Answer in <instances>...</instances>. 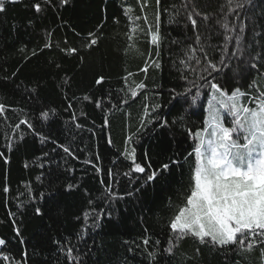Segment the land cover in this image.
<instances>
[{
	"label": "trees",
	"instance_id": "16d2710c",
	"mask_svg": "<svg viewBox=\"0 0 264 264\" xmlns=\"http://www.w3.org/2000/svg\"><path fill=\"white\" fill-rule=\"evenodd\" d=\"M236 2L233 0V7ZM239 2L245 6L235 12L228 7V0H161L159 8L156 0H147L148 7L143 10L140 0L5 3L6 11L0 13V103L6 106L5 113L0 114V152L8 163L0 158V238L6 241L0 251L14 258L12 264H68L69 246L82 264H226L220 250L190 237L176 242L172 255L165 251L172 239L169 217L188 192L193 158L189 157L188 163L182 160L179 166L171 164V160L191 150L193 141L188 130L194 132L203 127L210 93L206 86L201 88L200 97L193 103L192 96L197 92L193 87L187 96L177 98L178 104L170 100L172 89L184 92L189 82L196 79L188 72L186 82L182 78L185 69L179 63L194 40L186 19L193 5L209 17L206 22L198 19V30L202 41L213 46L210 55L217 60L219 52L215 50L223 45L224 35L217 20L223 21L227 15L230 26L235 24L238 29L245 25L242 52L231 57L218 82L226 83L229 89L235 85L248 91L244 86L255 79L264 88V68L258 75L251 67L257 62V54L259 63L264 64V0ZM37 3L41 5L39 12L34 8ZM157 11L161 37L158 49L151 44L149 28L157 27ZM138 15L139 21L135 20ZM145 15L147 21L143 19ZM131 28L138 31L132 46L126 47ZM91 31L101 36L97 47L78 55L61 51L65 40L67 47H80ZM49 39L53 46L46 49L44 44ZM235 50L233 41L229 52ZM149 54L160 67L149 62L145 74L140 69ZM127 72L134 74L129 83L143 81L148 86L134 100L119 91ZM98 76L105 77L100 85L95 83ZM85 95L91 102L83 99ZM109 97L113 104L122 98L129 103L114 108L104 127ZM98 99L101 108L95 106ZM156 103L162 105L152 113L156 121L146 123L137 133L144 105ZM50 109H55V114L50 112L49 119L43 120L40 112ZM161 118L168 121L167 126H160ZM24 119L32 123L35 132L25 125L20 129L13 127ZM133 133L137 134L129 148L135 147L136 161L146 171L126 176L131 161L121 153L125 137ZM42 137L48 139L42 142ZM61 145L72 154L65 153ZM149 162L153 169L163 163L171 166L155 180L147 181ZM109 183L116 198L105 187ZM68 185L74 187L69 189ZM5 186L8 193L3 191ZM37 208L41 214L36 213ZM85 212L90 216L87 224ZM101 212L103 218L96 226L94 218ZM144 238L149 239L147 246L142 243ZM148 251L156 253L154 260ZM243 256L245 259L236 257L240 264H260L258 248Z\"/></svg>",
	"mask_w": 264,
	"mask_h": 264
},
{
	"label": "snow or ice",
	"instance_id": "6c2138e0",
	"mask_svg": "<svg viewBox=\"0 0 264 264\" xmlns=\"http://www.w3.org/2000/svg\"><path fill=\"white\" fill-rule=\"evenodd\" d=\"M16 3L18 0H0V13L5 12V3ZM51 3V0H47ZM62 4H67L68 0H60ZM161 0H156L157 8ZM141 10L148 7L147 0H140ZM245 5L239 0L233 7V0H228V7L232 12L237 9H242ZM187 9V3L184 5ZM37 12L41 11L39 3L34 5ZM240 17L237 15L236 19ZM141 16H136L135 20L139 21ZM147 21V16L143 17ZM160 13H155V20L157 27L149 28L152 31L151 44L157 46L161 43L158 23ZM187 22L190 24L194 40L184 51V58L179 61L185 69L182 78L188 82V72L193 73L196 79L190 81V86L184 92H177L175 89L171 90V101H177L178 97L187 96L192 92V88L196 87L197 92L192 96L193 103L200 97V89L207 87L211 94L208 100V115L203 122V127L196 131L188 130L190 139L193 141L191 150L187 151L186 155L171 160V164L179 166L181 161L188 163V158L192 157V162L189 168L190 185L187 194L182 198L181 204L177 205L173 214L169 217L168 227L172 233V239L169 240V246L165 251L173 254L175 243L184 238H192L201 245L209 246L212 249L220 250L224 257L226 264H240L236 259H245L244 253H252L257 248L260 251V264H264V88L259 85L255 79L250 84L244 86L248 91L242 90L240 86L233 85L229 89L226 83L218 82L220 76L231 57L237 56L242 52L241 41L244 38L245 25L237 29L235 24L230 26L227 15L224 16L223 21L217 20L223 29V45L216 49L219 52V59H215L214 55H210L211 44H206L202 41L201 34L198 30V19L208 21L207 14H202L197 11L195 6L187 11ZM138 31L136 28H131L127 33L128 46L134 43V34ZM51 37V33L49 34ZM101 36L95 31H91L84 38V42L80 47H67V40L64 41L65 47L61 51L65 54L78 55L83 50H91L97 47ZM235 42L236 50L229 52V45ZM175 43V41H174ZM53 45L51 39L45 42L44 48L49 49ZM197 52L200 55H197ZM33 55H36L33 50ZM159 55L157 50L156 56ZM81 62L83 57L80 56ZM256 63L251 67L260 74V69L264 68V64L259 63L260 56L257 54L255 58ZM151 62L156 68L160 67L157 60L153 59L151 54L148 55V60L140 71L145 74L148 71V63ZM60 65L57 63L56 67ZM14 76L15 73H12ZM134 74L127 72L122 77L124 87L119 91L125 96H130L133 100L140 94V90L147 89V84L143 81L133 80L129 83V78ZM11 78V77H6ZM105 80V77L98 76L95 83L100 85ZM202 81V83H197ZM69 81L64 80L67 84ZM35 91V89H33ZM84 100L91 102L89 96L85 95ZM129 100L122 98L117 104L111 103L109 97L108 112H105L103 118V126H108V114L112 110L119 109L121 105H127ZM95 106L101 108V100L95 101ZM176 107V104L172 105ZM72 105L69 103L68 108ZM162 105L145 104L144 114L141 117L137 133L145 128L146 123H154L157 119L152 113L160 109ZM151 108V112L149 111ZM6 106L0 103V114H4ZM55 114V109L44 110L40 112V117L43 120L49 119V113ZM125 115H130L126 113ZM228 117L227 123L225 117ZM75 117V113H73ZM168 121L161 118V127L167 126ZM21 125H25L28 129L35 132L33 125L29 120L24 119L16 123L13 127L20 129ZM82 127L81 125H77ZM137 133L127 135L125 137V149L121 153L125 159L131 161L129 171L124 175L130 176L132 172L144 173L145 166L136 161L135 147L129 148L132 144L133 136ZM22 139V136L20 137ZM48 137H42L47 140ZM108 143L112 141L109 138ZM8 147L11 148V140L9 139ZM65 153L72 154L68 147L60 146ZM47 155V153H45ZM0 158H4L5 164L8 163L7 157L3 152H0ZM91 164V161H87ZM42 166V165H41ZM170 163H163L158 169H153L149 162L147 167L149 175L146 177L147 181L156 179L160 172H165L170 168ZM98 172L102 171L97 165H93ZM109 180L112 179V171H108ZM103 184V180H101ZM73 185H68V188H73ZM108 193L116 198L115 193L112 192L111 184L105 185ZM5 193L9 192L7 186L4 187ZM43 198V193L40 194ZM131 195V193H129ZM55 197L53 196V199ZM122 198V197H120ZM91 203V201H89ZM37 214H41L40 208L36 209ZM104 213L97 214L94 218L96 226L99 220L103 218ZM110 216V213L108 214ZM90 216L88 212L84 213V221L87 224ZM87 229H85L86 231ZM19 235V229H15ZM59 243V242H58ZM143 245L149 244V239L144 238ZM158 244L159 241H156ZM6 245V241L0 238V248ZM199 248L196 252L199 253ZM234 253L230 255L229 253ZM72 247H66V259L68 264H82L79 255H74ZM148 256L151 259L156 258L154 251H148ZM27 257V253H24ZM8 255L0 251V264L8 262L12 264V260ZM19 264V262H17Z\"/></svg>",
	"mask_w": 264,
	"mask_h": 264
},
{
	"label": "rangeland",
	"instance_id": "374dc122",
	"mask_svg": "<svg viewBox=\"0 0 264 264\" xmlns=\"http://www.w3.org/2000/svg\"><path fill=\"white\" fill-rule=\"evenodd\" d=\"M210 96H211V94L209 95V99H210ZM209 99H208V100H209ZM207 113H208V109H207ZM207 115H208V114H207ZM227 119H228V117L226 116V117H225V122H226V123H227Z\"/></svg>",
	"mask_w": 264,
	"mask_h": 264
}]
</instances>
